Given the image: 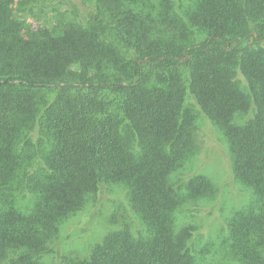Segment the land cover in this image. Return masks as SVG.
<instances>
[{
    "label": "trees",
    "instance_id": "obj_1",
    "mask_svg": "<svg viewBox=\"0 0 264 264\" xmlns=\"http://www.w3.org/2000/svg\"><path fill=\"white\" fill-rule=\"evenodd\" d=\"M0 264H264V0H0Z\"/></svg>",
    "mask_w": 264,
    "mask_h": 264
},
{
    "label": "rangeland",
    "instance_id": "obj_2",
    "mask_svg": "<svg viewBox=\"0 0 264 264\" xmlns=\"http://www.w3.org/2000/svg\"><path fill=\"white\" fill-rule=\"evenodd\" d=\"M65 10V16L68 18V21L81 22L78 15L74 12V9L70 6H63L61 10ZM47 7L44 9L43 17L46 16ZM49 18L46 16L45 19ZM27 20V19H26ZM42 23V20H40ZM27 23L37 24V20L33 21L32 19L28 20ZM197 125H200L199 134H200V145L201 149L197 157L191 163V167L196 173H204L214 180V182L219 185L223 190V200L225 212L228 213L229 208L233 205L234 207L241 206L247 196L249 195L246 192H243L239 185L229 182L228 168L225 164L224 154L227 151V145L221 136L220 132L214 125H210V134L207 130L209 124L202 121L201 118L197 116L196 119ZM212 129V131H211ZM212 132V138L211 137ZM224 151V152H223ZM114 196H109L106 198L104 205L101 206L100 211L103 216L107 215L113 207ZM91 207L87 208L82 214L75 217L73 220L68 222L64 227V233L70 231L73 227H81L85 223L84 215L89 212ZM206 216V213H204ZM216 219L212 220L207 229H211L210 232L215 234L218 224L215 223ZM85 225V224H84ZM94 228L91 229L89 235H80L64 243L63 250L64 252H74L76 254H84L87 251L89 245L94 243L97 239L103 237V235L108 231L109 227L102 220L95 222ZM51 259V258H50Z\"/></svg>",
    "mask_w": 264,
    "mask_h": 264
}]
</instances>
